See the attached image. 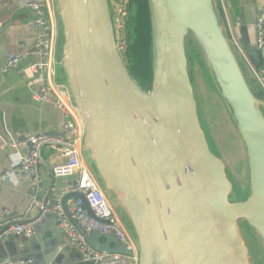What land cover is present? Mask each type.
<instances>
[{"label": "water", "instance_id": "1", "mask_svg": "<svg viewBox=\"0 0 264 264\" xmlns=\"http://www.w3.org/2000/svg\"><path fill=\"white\" fill-rule=\"evenodd\" d=\"M55 3L63 39L58 63L81 115L83 152L132 228L139 264H248L240 222L264 252V91L232 46L220 0H150L155 70L147 93L118 52L109 0ZM133 7L130 0L131 17ZM191 35L245 146L251 189L245 201L232 199L227 167L202 127L188 55ZM247 55L258 68V52ZM53 193L52 187L42 201ZM73 198H82L95 217L79 193L49 204L62 207L94 250L127 254L114 238L85 232L67 211ZM40 217L61 226L57 213L38 212L34 219ZM57 250L44 253L46 264Z\"/></svg>", "mask_w": 264, "mask_h": 264}, {"label": "built area", "instance_id": "2", "mask_svg": "<svg viewBox=\"0 0 264 264\" xmlns=\"http://www.w3.org/2000/svg\"><path fill=\"white\" fill-rule=\"evenodd\" d=\"M109 2L116 47L124 59L128 51L129 27L131 29L128 21H132L130 0H109ZM27 4L34 13L29 27L35 31L36 40L30 49L11 51L7 55L4 64L0 67V78L18 69L22 61L33 59V63L21 72L25 77L27 87L31 90L33 100L51 105L60 111L63 117L60 127L62 136L39 134L27 137L23 142L10 145L0 144V150L6 147L16 148L19 145H27V143L32 144V150L27 151L26 155L21 157L22 171L31 184V197L21 217L0 223V241L13 236L34 237L36 225L41 217L31 218L33 210L41 212L42 216L47 213H57L67 243L80 254L82 264H139V252L134 237L120 219L95 172L82 158L84 129L81 115L78 109L69 102L70 95L67 85L56 79L58 33L55 19L50 11L51 6L53 7V0H28ZM255 31V50L259 55V67L256 68L247 58L248 55L242 53L264 91V7L256 16ZM45 147L53 148L65 159L62 165L53 168L54 177H73V180L65 186L62 198L69 194H82L95 215L92 217L88 213L82 198H73L66 204L71 217L87 234L95 232L114 238L127 254L94 250L66 216L60 205L51 207L49 202L42 201L40 167L41 153ZM7 264L16 263L8 262Z\"/></svg>", "mask_w": 264, "mask_h": 264}, {"label": "crops", "instance_id": "3", "mask_svg": "<svg viewBox=\"0 0 264 264\" xmlns=\"http://www.w3.org/2000/svg\"><path fill=\"white\" fill-rule=\"evenodd\" d=\"M27 1L0 0V67L11 51L27 50L34 45L36 33L29 27L34 13L29 9ZM263 7L264 0H220L221 16L224 25L226 24V31L235 41L238 50L246 55L248 51L255 50V15L257 16ZM50 11L55 19L58 33L56 79L66 84L62 67L58 63L63 39L60 35L55 0ZM248 58L251 60L249 56ZM33 61L31 58L22 61L18 69L0 78V144L23 142V138L39 134L54 133V136L60 134L63 121L60 111L51 105L33 100L31 90L27 87L21 72ZM69 95V102L74 105L70 90ZM27 151V145L0 150V223L21 217L28 206L32 189L21 165V157L25 156ZM41 157V198L46 199L53 187L54 193L51 198L59 200L62 198L65 186L73 180V177H54L53 168L62 165L65 159L53 148H43ZM82 158L92 168L84 152ZM7 172L9 174H6ZM37 213L33 210L31 218H35ZM32 238L13 236L1 240L0 263L46 264L48 255L44 253L57 248L59 252L52 255V264H82L80 254L68 245L61 226L55 221L39 219Z\"/></svg>", "mask_w": 264, "mask_h": 264}, {"label": "rangeland", "instance_id": "4", "mask_svg": "<svg viewBox=\"0 0 264 264\" xmlns=\"http://www.w3.org/2000/svg\"><path fill=\"white\" fill-rule=\"evenodd\" d=\"M134 4L135 1L133 0V6ZM148 4V11L150 15V35L147 45L150 47L148 53H150L151 66L148 70L147 78H149L148 76L150 70L154 77L155 70L154 30L150 0H148ZM134 16L135 6L133 7L128 44V50L131 49V51L129 56L127 54L124 56L123 62L132 79L139 85V81L141 82V80L145 77L142 54L140 51V41L142 40V32L144 30L143 28L141 31L138 29V33H134ZM193 40L195 41L191 35L188 41V55L191 56L190 71L202 127L206 134L211 151L218 156L227 167V175L233 184L232 199L245 201L248 199L251 191L245 146L239 134L237 123L234 120L232 111L227 106L224 99H222L213 77L206 69L203 68L205 65L207 66L202 54L203 48L201 51L199 50L200 54H198V48H195ZM232 46L233 48H236L235 46H237L233 40ZM197 55L200 56V59L202 58L201 61ZM244 55L246 54L244 53ZM244 58L246 59L245 56ZM139 86L141 87V85ZM92 170L95 172V169ZM118 207L119 209L117 208V212L120 219L123 221L125 226L128 227L127 229H129V233H132L133 231L131 226L128 224L126 218H122L123 213L120 210V206ZM240 231L244 239V243L249 251L248 264H264V252L258 243L255 242L253 235H251L250 232L244 228V222H240Z\"/></svg>", "mask_w": 264, "mask_h": 264}, {"label": "trees", "instance_id": "5", "mask_svg": "<svg viewBox=\"0 0 264 264\" xmlns=\"http://www.w3.org/2000/svg\"><path fill=\"white\" fill-rule=\"evenodd\" d=\"M135 1V16H134V33H138V29L142 32V40L140 41V51L142 54V62L145 70V77L139 81V85L145 92L152 91L153 75L151 70L149 71V78H147L148 70L151 66L150 53H148L150 47L147 45L150 35V15L148 0H134ZM133 16V15H132ZM132 20V19H131ZM130 50L127 51V55H130ZM260 65V64H259ZM205 68V66L203 67ZM125 221V220H124ZM128 228V227H127ZM129 230V229H128Z\"/></svg>", "mask_w": 264, "mask_h": 264}]
</instances>
